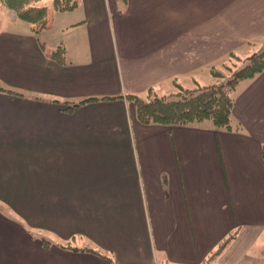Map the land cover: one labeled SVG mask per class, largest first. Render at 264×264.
Instances as JSON below:
<instances>
[{
    "label": "crops",
    "instance_id": "obj_1",
    "mask_svg": "<svg viewBox=\"0 0 264 264\" xmlns=\"http://www.w3.org/2000/svg\"><path fill=\"white\" fill-rule=\"evenodd\" d=\"M52 3L0 32V264H264V71L231 130L142 125L126 99L220 83L264 48V0Z\"/></svg>",
    "mask_w": 264,
    "mask_h": 264
},
{
    "label": "trees",
    "instance_id": "obj_2",
    "mask_svg": "<svg viewBox=\"0 0 264 264\" xmlns=\"http://www.w3.org/2000/svg\"><path fill=\"white\" fill-rule=\"evenodd\" d=\"M33 3V0H0V5L14 12L20 21L28 23L34 33H39L46 29L48 10L46 7L34 6ZM77 3L78 0H53L52 8L55 11L68 12L74 10ZM53 54L54 58L63 62L61 54ZM231 56L236 57L234 54ZM245 63L242 68L231 72L224 83L221 81L215 85L197 86L194 89L179 86L175 93L168 95L149 90L145 99L136 95H127L126 99L134 104L137 120L142 125L184 127L210 122L217 129L231 130L235 91L242 81L253 79L264 71V50L249 57ZM211 72L213 76L220 77L218 72ZM88 101L92 100L72 104L68 109L79 107ZM261 154L264 160V145ZM234 237L235 233L220 243L209 260L218 256Z\"/></svg>",
    "mask_w": 264,
    "mask_h": 264
},
{
    "label": "rangeland",
    "instance_id": "obj_3",
    "mask_svg": "<svg viewBox=\"0 0 264 264\" xmlns=\"http://www.w3.org/2000/svg\"><path fill=\"white\" fill-rule=\"evenodd\" d=\"M48 2V0H45V2H39V6L37 7H42L44 4H46ZM42 5V6H41ZM35 6V5H34ZM48 10V9H47ZM51 10V8H50ZM52 11V10H51ZM16 15L14 14V12L9 11L8 9H6L5 7H3L2 5H0V32L3 31L4 29L7 30H14L16 28V30H27L26 28H28L26 25V23L19 21V19L17 20L15 17ZM13 20L17 21V24H21L22 26L20 28H17L16 25L14 24L15 22ZM252 48H256L253 47ZM264 49H260L259 51L254 52L253 54L249 55V56H238L236 54H234L236 57H230V55L228 56L227 60L224 62V64H222L223 66H221V71H219L218 73L220 74V77H217L220 79V82L223 81V83L230 77V73L234 72L235 70L242 68L246 63V60L255 55V54H260ZM233 55V54H231ZM227 65V66H226ZM227 67H230L229 69H227ZM147 95V94H146ZM145 96H142L143 99H145Z\"/></svg>",
    "mask_w": 264,
    "mask_h": 264
}]
</instances>
